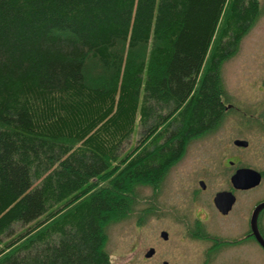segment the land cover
Masks as SVG:
<instances>
[{
    "label": "trees",
    "instance_id": "trees-1",
    "mask_svg": "<svg viewBox=\"0 0 264 264\" xmlns=\"http://www.w3.org/2000/svg\"><path fill=\"white\" fill-rule=\"evenodd\" d=\"M259 14V0H0V264H111L106 226L217 128L221 65Z\"/></svg>",
    "mask_w": 264,
    "mask_h": 264
},
{
    "label": "flooded vegetation",
    "instance_id": "flooded-vegetation-1",
    "mask_svg": "<svg viewBox=\"0 0 264 264\" xmlns=\"http://www.w3.org/2000/svg\"><path fill=\"white\" fill-rule=\"evenodd\" d=\"M262 75L264 77V72ZM224 108L223 116L229 109L233 127L247 136L232 140L233 151L227 164H232L233 159L238 161L240 152H244L247 160L244 167L258 171L260 183L237 188L232 184L231 176L238 167H199L200 157L188 158L189 168L181 167L177 170L179 173L171 175V170L184 162V153L157 183L141 185L137 189V193L138 190L142 194L147 191L146 196L140 198L146 206L138 209L143 208L138 212L139 221H144L146 216H157L177 228L171 231L170 225L158 230L157 227L144 249L128 248L131 256L126 260L123 256L127 253L112 255L108 252L114 264H253L246 249L252 246L260 250L259 256L264 260V189L251 194L264 179V167L251 166L253 159L264 161V103L243 106L224 103ZM235 140H243L246 144L238 145ZM223 170L228 174L223 176ZM221 175L223 178L220 179ZM220 192H230L234 196L227 212L220 211L214 203ZM137 199L136 206L139 204Z\"/></svg>",
    "mask_w": 264,
    "mask_h": 264
},
{
    "label": "rangeland",
    "instance_id": "rangeland-1",
    "mask_svg": "<svg viewBox=\"0 0 264 264\" xmlns=\"http://www.w3.org/2000/svg\"><path fill=\"white\" fill-rule=\"evenodd\" d=\"M260 14L257 16L255 22L247 33L239 41L236 51L227 58L220 68L221 84L225 93V104H235L243 106L245 104H260L264 103L261 100L264 98V0H259ZM262 98V99H261ZM261 99V100H260ZM264 101V100H263ZM229 111V109H228ZM222 117V120L218 124L217 128H214L207 135L191 141L185 150L184 162L177 164L174 169L171 170V175L177 172L179 168H189L190 159L200 157L198 166H204L208 168H223L227 166V158L233 151L232 140L234 138L247 137L241 133L236 127H233V117L229 115L230 112ZM238 126L240 127L239 123ZM137 137L136 132L133 133L129 143L133 142ZM245 153H241L238 156V162L236 164L228 165L231 168L238 166H245L247 160L245 159ZM251 161V166L263 168L264 161ZM231 160H228V163ZM223 176L228 174L226 170H223ZM221 174V173H220ZM221 175L219 178H223ZM211 180L214 176L211 175ZM264 189V179L261 182V186L251 193L256 194L257 191ZM115 196L119 195L113 190H110ZM145 191L143 194L138 190V202L134 201L131 210L122 218L111 221L105 228L107 233V252L112 255L127 253L123 256L124 259H128L131 253L128 252V248H142L144 249L148 243L153 230L157 227L162 228L170 225L173 229L177 228V225L167 223L165 220L160 219L157 216L145 217L144 221L138 220V212L145 208L146 204L143 203V199L140 198L146 196ZM140 200V201H139ZM144 205V207H143ZM143 207L141 210L139 208ZM177 231V230H176ZM247 253L250 255V261L253 264L264 263V260L259 256L260 250L256 247H247ZM111 264L113 263V257H110ZM120 264H125L121 262Z\"/></svg>",
    "mask_w": 264,
    "mask_h": 264
},
{
    "label": "water",
    "instance_id": "water-1",
    "mask_svg": "<svg viewBox=\"0 0 264 264\" xmlns=\"http://www.w3.org/2000/svg\"><path fill=\"white\" fill-rule=\"evenodd\" d=\"M238 145H245L243 140L234 141ZM261 174L247 167H239L231 176L232 184L237 188H249L260 183ZM234 202V196L230 192H220L214 198V203L222 212H227ZM164 233V238H166Z\"/></svg>",
    "mask_w": 264,
    "mask_h": 264
}]
</instances>
